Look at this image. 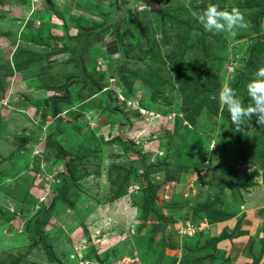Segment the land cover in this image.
Returning <instances> with one entry per match:
<instances>
[{
	"label": "rangeland",
	"instance_id": "obj_1",
	"mask_svg": "<svg viewBox=\"0 0 264 264\" xmlns=\"http://www.w3.org/2000/svg\"><path fill=\"white\" fill-rule=\"evenodd\" d=\"M209 4L245 27L204 31ZM263 11L0 0V264H195L207 225L264 175V127L239 142L218 100L250 103Z\"/></svg>",
	"mask_w": 264,
	"mask_h": 264
},
{
	"label": "crops",
	"instance_id": "obj_2",
	"mask_svg": "<svg viewBox=\"0 0 264 264\" xmlns=\"http://www.w3.org/2000/svg\"><path fill=\"white\" fill-rule=\"evenodd\" d=\"M246 5L250 4L237 7L246 9ZM248 10L254 13L252 8ZM261 13L260 33L264 32V11ZM260 170L264 172V168ZM261 177L242 192L229 215L207 225L194 249L195 264H264V175Z\"/></svg>",
	"mask_w": 264,
	"mask_h": 264
},
{
	"label": "clouds",
	"instance_id": "obj_3",
	"mask_svg": "<svg viewBox=\"0 0 264 264\" xmlns=\"http://www.w3.org/2000/svg\"><path fill=\"white\" fill-rule=\"evenodd\" d=\"M197 20L204 31L219 34L245 27L244 16L237 8L222 10L215 4H209L197 15ZM250 103L245 105L231 87H224L218 96L229 113L231 124L237 129L246 126L255 118L259 127H264V66L256 69L245 85ZM217 99V97H213Z\"/></svg>",
	"mask_w": 264,
	"mask_h": 264
},
{
	"label": "trees",
	"instance_id": "obj_4",
	"mask_svg": "<svg viewBox=\"0 0 264 264\" xmlns=\"http://www.w3.org/2000/svg\"><path fill=\"white\" fill-rule=\"evenodd\" d=\"M259 36L260 37L256 39V41L251 45V50L245 61V68L243 71H241V74L243 73L241 76L245 78V81H249V79L252 78L258 67L264 66V32L260 33ZM252 122L255 123V118L252 120ZM245 136L246 131L244 126L239 132L238 141L240 142V140H242Z\"/></svg>",
	"mask_w": 264,
	"mask_h": 264
}]
</instances>
